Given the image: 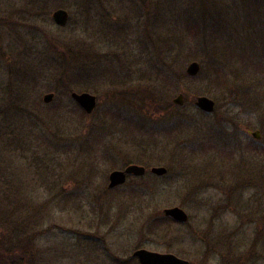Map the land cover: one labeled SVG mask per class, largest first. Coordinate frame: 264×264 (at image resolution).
<instances>
[{
	"label": "rangeland",
	"instance_id": "obj_1",
	"mask_svg": "<svg viewBox=\"0 0 264 264\" xmlns=\"http://www.w3.org/2000/svg\"><path fill=\"white\" fill-rule=\"evenodd\" d=\"M3 118L0 228L36 264H264V0H0Z\"/></svg>",
	"mask_w": 264,
	"mask_h": 264
},
{
	"label": "water",
	"instance_id": "obj_2",
	"mask_svg": "<svg viewBox=\"0 0 264 264\" xmlns=\"http://www.w3.org/2000/svg\"><path fill=\"white\" fill-rule=\"evenodd\" d=\"M54 23L58 26H62L67 21V14L64 10L58 9L52 14ZM199 72V65L196 62H192L186 69V75L194 77ZM71 99L86 113L90 114L96 107L95 96L82 92V93H71ZM53 95L47 94L43 97L44 103H49L52 100ZM173 104L176 106H182L183 96L180 94L173 99ZM195 107L202 112L211 113L214 108L212 100L206 97H198L194 103ZM251 136L258 140L259 132L255 131L250 133ZM146 169L143 166L130 164L122 170H114L108 176L107 189L111 190L116 187L122 186L126 183L129 176L140 177L143 176ZM150 172L157 176L162 177L167 174V169L164 167H152ZM163 215L177 223L184 224L188 220L187 214L179 207H171L163 210ZM132 256L138 261L139 264H189V261L178 258L177 256L170 253H158L148 251L146 249H136Z\"/></svg>",
	"mask_w": 264,
	"mask_h": 264
},
{
	"label": "trees",
	"instance_id": "obj_3",
	"mask_svg": "<svg viewBox=\"0 0 264 264\" xmlns=\"http://www.w3.org/2000/svg\"><path fill=\"white\" fill-rule=\"evenodd\" d=\"M6 120L5 118L0 120V131L2 132L3 126L5 127ZM0 132V133H1ZM16 133V130H14ZM14 132L12 134H14ZM13 142L21 143L23 138L20 135L15 134ZM29 140V139H28ZM30 145V142H27ZM12 146H15L14 144ZM18 234V233H17ZM16 238L12 241L8 238V235L2 228H0V264H36L34 260V255L32 248L30 247V243L28 239ZM18 238V239H17ZM15 241V242H14Z\"/></svg>",
	"mask_w": 264,
	"mask_h": 264
},
{
	"label": "flooded vegetation",
	"instance_id": "obj_4",
	"mask_svg": "<svg viewBox=\"0 0 264 264\" xmlns=\"http://www.w3.org/2000/svg\"><path fill=\"white\" fill-rule=\"evenodd\" d=\"M128 179V178H127Z\"/></svg>",
	"mask_w": 264,
	"mask_h": 264
}]
</instances>
